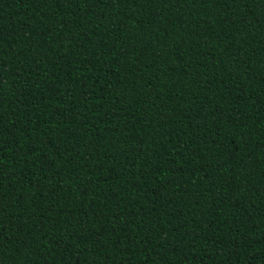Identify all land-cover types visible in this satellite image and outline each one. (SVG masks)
Wrapping results in <instances>:
<instances>
[{"label":"trees","instance_id":"obj_1","mask_svg":"<svg viewBox=\"0 0 264 264\" xmlns=\"http://www.w3.org/2000/svg\"><path fill=\"white\" fill-rule=\"evenodd\" d=\"M0 264H264V0H0Z\"/></svg>","mask_w":264,"mask_h":264}]
</instances>
